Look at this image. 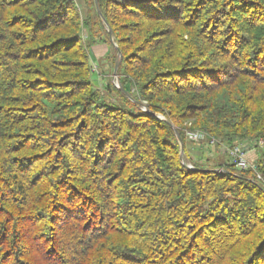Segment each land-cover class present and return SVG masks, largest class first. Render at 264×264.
Masks as SVG:
<instances>
[{"label":"trees","instance_id":"1","mask_svg":"<svg viewBox=\"0 0 264 264\" xmlns=\"http://www.w3.org/2000/svg\"><path fill=\"white\" fill-rule=\"evenodd\" d=\"M98 7L0 0V264H264V0ZM107 26L131 98L91 78ZM187 129L262 140L256 170Z\"/></svg>","mask_w":264,"mask_h":264},{"label":"rangeland","instance_id":"2","mask_svg":"<svg viewBox=\"0 0 264 264\" xmlns=\"http://www.w3.org/2000/svg\"><path fill=\"white\" fill-rule=\"evenodd\" d=\"M79 6L82 8V10L84 9L83 1L79 4ZM83 34L84 35L86 34L85 40H87V37H88L87 28L83 29ZM99 44H103V43L95 44V47L92 46L91 59L89 61H90V66L92 70L91 78L93 79L97 88L103 91L105 88L106 82L111 81L112 84L115 85L116 79H114V77L112 76L113 69H112L110 60L106 59L105 54L103 56L99 54L101 52L100 48H102V46H97ZM141 108L144 111L146 110L145 106H141ZM158 117L163 118L160 115H158ZM191 131H194V130L187 129L185 131L187 156L195 162H205L206 160H208V163L210 165H216L218 162L213 161L214 159L211 160L213 156L216 157V159H218V157H221L226 162L228 159V156L220 152L221 151L220 146L230 147L232 145H238L241 149V153L243 154L244 158L249 161L255 162V158H256L255 153L258 150L259 146L258 147L252 146L251 144L252 140L250 139L242 138V139L235 140L230 146H227L219 141L214 147H209L207 146V142H209V140H208V136L206 135H205L206 138H204V140H202V142H199V143H194L188 140L187 132H191ZM209 137H212V136H209ZM188 165H191V163H188Z\"/></svg>","mask_w":264,"mask_h":264},{"label":"built area","instance_id":"3","mask_svg":"<svg viewBox=\"0 0 264 264\" xmlns=\"http://www.w3.org/2000/svg\"><path fill=\"white\" fill-rule=\"evenodd\" d=\"M84 38H86V34L84 35ZM90 68H91V66H90ZM115 85H116V81H115ZM206 136L203 132H201L199 130L187 132L188 140H190L194 143L202 142V140H204V138H206ZM208 140H209V142H207V146H209V147H214L219 142V139H216L215 137H209L208 136ZM256 144L258 146H262L263 141L259 139L256 141ZM252 146H254V145L252 144ZM220 150H221L220 151L221 153L228 156V159L226 162L230 165H233L235 168H237L239 170H246V169L256 170V165H255L254 161H249V160L245 159L243 154L241 153V149L238 145H232L230 147L220 146ZM189 167H192V165H189Z\"/></svg>","mask_w":264,"mask_h":264},{"label":"water","instance_id":"4","mask_svg":"<svg viewBox=\"0 0 264 264\" xmlns=\"http://www.w3.org/2000/svg\"><path fill=\"white\" fill-rule=\"evenodd\" d=\"M94 4H95L96 10H97L99 16L102 18L103 22L106 25V22H105L104 18L102 17V15H101V13L99 11L98 0H94ZM107 31H108V35H109L110 41L112 42V44L114 45V47H115V49L117 51V57H116V60H115L113 71H112V76L114 77V79H116V85L115 86L117 88H119L121 90V92L124 93L127 97L131 98L130 95L121 87V85L119 83V80L117 78V69H118V66H119V63H120V60H121V52L119 51L117 45L113 42L112 30L108 26H107ZM175 132H176L177 140L179 141V144H180L179 158L183 159V145H182V141H181V138H180L178 132L176 130H175ZM187 166L189 167V165H187Z\"/></svg>","mask_w":264,"mask_h":264},{"label":"crops","instance_id":"5","mask_svg":"<svg viewBox=\"0 0 264 264\" xmlns=\"http://www.w3.org/2000/svg\"><path fill=\"white\" fill-rule=\"evenodd\" d=\"M83 1V3H84V0H76V3H77V5L79 6V4L81 3ZM80 7V6H79ZM80 9H81V11L83 12V10H82V8L80 7ZM97 46H102V48H100V55H104V54H106V52H107V46H106V44H99V45H97ZM93 47H95V45H93ZM188 155H189V153H188ZM214 159V160H213ZM211 160H213V161H216V162H220V163H223V162H225V160H223L221 157H218V159H216V157H214L213 156V158L211 159Z\"/></svg>","mask_w":264,"mask_h":264}]
</instances>
